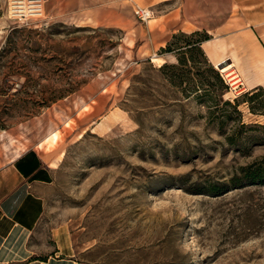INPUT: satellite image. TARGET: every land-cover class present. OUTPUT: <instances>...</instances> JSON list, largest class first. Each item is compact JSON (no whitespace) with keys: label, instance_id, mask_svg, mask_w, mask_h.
I'll list each match as a JSON object with an SVG mask.
<instances>
[{"label":"rangeland","instance_id":"374dc122","mask_svg":"<svg viewBox=\"0 0 264 264\" xmlns=\"http://www.w3.org/2000/svg\"><path fill=\"white\" fill-rule=\"evenodd\" d=\"M9 3L0 0V145L41 141L90 84L114 79L118 91L114 124L63 135L36 253L52 254L53 233L68 230L84 264H264V91L237 108L258 87L221 89L196 50L177 67L125 63L119 29L64 24L47 6L19 22Z\"/></svg>","mask_w":264,"mask_h":264},{"label":"crops","instance_id":"0c3cea01","mask_svg":"<svg viewBox=\"0 0 264 264\" xmlns=\"http://www.w3.org/2000/svg\"><path fill=\"white\" fill-rule=\"evenodd\" d=\"M46 13L64 24L117 28L123 35L124 62L139 63L161 57L175 63L172 53L160 54L175 33L206 31L202 43L215 65H234L248 89L264 87V0H47ZM137 8L151 12L139 20ZM171 63V64H172ZM114 79L103 87L88 85L74 107L61 110L48 135L61 138L51 149L42 143L0 145V264H84L73 252L68 230L53 233L54 252L40 256L32 238L46 208L45 195L56 176V156L62 152L67 129L80 136L87 129L112 125L117 114ZM114 87V89H113ZM74 128V129H73Z\"/></svg>","mask_w":264,"mask_h":264},{"label":"trees","instance_id":"16d2710c","mask_svg":"<svg viewBox=\"0 0 264 264\" xmlns=\"http://www.w3.org/2000/svg\"><path fill=\"white\" fill-rule=\"evenodd\" d=\"M180 36L186 37L188 39L190 37H196V36H198V38L196 40H193V41H186L185 45L177 47V48H174V46H173L174 45V40L178 39ZM209 38H210V35L206 31H195V32H192V33H186V32L180 31L178 33H175L172 36V39L167 44V46L162 48L159 53L160 54H165V53L175 54L177 56V59H178V64L184 65L185 61H186L187 53L190 52V51H193V50L198 51V53L200 55H202V57H203V62L208 66L209 72L211 73L213 79L217 82V84L219 83L221 89H224L225 87L228 88V86H230L229 83L226 81V79L224 78V76L221 73V71L220 70L218 71V70L215 69V67L209 61V59L207 58V56H206V54H205V52H204V50L202 48V43L205 40L209 39ZM182 56H185V59ZM164 65H173V67H177V64H175V63H172V64L171 63H165ZM212 85H215V84H212ZM261 90L264 91L263 87H258L256 89H254L253 91H250V90L246 91L245 93H243L242 95L237 97L236 100H235L236 107L238 108V106H239V100L238 99L240 97H242V96H244L246 94H250V100H254L255 98H257L258 92L261 91ZM55 100H56L55 96L49 97L48 99H44V104H50V103H52V101H55ZM227 104H230V105L234 106V104H232L230 101H228ZM251 109L254 110V107L251 106ZM252 172H255V173H252V175L255 178H259L263 174L262 171H261V168H258V169H256L255 171H252ZM250 173H251V171L248 172V174H250Z\"/></svg>","mask_w":264,"mask_h":264},{"label":"built area","instance_id":"2783aa9c","mask_svg":"<svg viewBox=\"0 0 264 264\" xmlns=\"http://www.w3.org/2000/svg\"><path fill=\"white\" fill-rule=\"evenodd\" d=\"M46 3L47 0H10L8 7L9 16L16 21L27 23L33 18L43 16ZM136 14L143 21L151 18V12L143 8H138ZM224 78L231 86L227 78L225 76Z\"/></svg>","mask_w":264,"mask_h":264},{"label":"bare ground","instance_id":"6f19581e","mask_svg":"<svg viewBox=\"0 0 264 264\" xmlns=\"http://www.w3.org/2000/svg\"><path fill=\"white\" fill-rule=\"evenodd\" d=\"M47 5V4H46ZM153 61L155 63H157L160 67H162L165 62L161 57L155 56ZM219 70H221V73L227 78V80L231 83V84H235L238 85L241 82L244 83L242 77L240 76L239 72L234 68V65H230V64H223L221 65V67L219 68ZM245 90H249L248 86L246 88H244ZM242 91V90H241ZM240 94V91L238 93V95ZM61 138L60 136V132L56 131L54 133H51L50 135H48L44 142L42 143V146L46 149L49 150L51 149L53 146L56 145V143L59 141V139Z\"/></svg>","mask_w":264,"mask_h":264},{"label":"water","instance_id":"95a60500","mask_svg":"<svg viewBox=\"0 0 264 264\" xmlns=\"http://www.w3.org/2000/svg\"><path fill=\"white\" fill-rule=\"evenodd\" d=\"M220 67H221V65L218 66V68H220Z\"/></svg>","mask_w":264,"mask_h":264}]
</instances>
